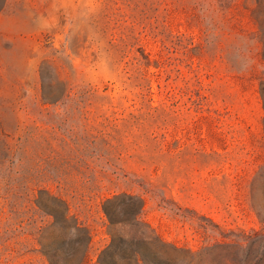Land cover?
I'll return each mask as SVG.
<instances>
[{"label": "rangeland", "instance_id": "rangeland-1", "mask_svg": "<svg viewBox=\"0 0 264 264\" xmlns=\"http://www.w3.org/2000/svg\"><path fill=\"white\" fill-rule=\"evenodd\" d=\"M140 50L149 67L127 62ZM263 81L264 0H0V264H50L32 199L58 176L142 195L159 263L264 264ZM95 127L113 147H87ZM108 187L88 201L90 264Z\"/></svg>", "mask_w": 264, "mask_h": 264}, {"label": "trees", "instance_id": "trees-1", "mask_svg": "<svg viewBox=\"0 0 264 264\" xmlns=\"http://www.w3.org/2000/svg\"><path fill=\"white\" fill-rule=\"evenodd\" d=\"M141 52L132 57L136 68L141 66L149 67L152 63L150 53ZM264 84V81L262 82ZM43 85H45L43 83ZM44 87V86H43ZM264 97V88H262ZM89 94V93H87ZM60 98L44 101L50 102L58 107ZM74 100V105L69 103L67 109L87 110L91 102L90 98ZM64 107V105H63ZM96 133L87 131V137L83 139L88 148L108 145L113 147L114 138H109L103 129H96ZM71 142L79 144L78 137H71ZM108 185L109 194L104 195L101 208L107 218V228L110 234V242L99 248L96 252L94 264H162L159 263L153 253L146 250L151 242L147 234L150 225L143 219L145 199L142 195L130 191H121L117 188L119 183L116 180H104V177L76 179L71 177L58 176L53 179H43L36 183L38 195L32 199L38 210L52 216V227L57 231V246L52 254L44 252L50 264H90L93 248L94 228L88 222L87 206L100 187ZM28 183V181L26 182ZM42 186V187H41ZM41 187V188H40ZM19 180L9 183V197L15 200L18 206L25 201L17 199V192L21 189ZM28 188V186H26ZM123 211L129 213L128 218H121ZM125 228V229H124ZM132 229H134L132 231ZM126 234H124V231ZM139 232V233H138ZM153 254V256H152Z\"/></svg>", "mask_w": 264, "mask_h": 264}]
</instances>
